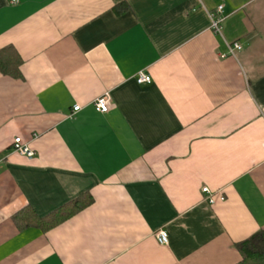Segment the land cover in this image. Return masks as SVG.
Listing matches in <instances>:
<instances>
[{"label":"crops","instance_id":"obj_1","mask_svg":"<svg viewBox=\"0 0 264 264\" xmlns=\"http://www.w3.org/2000/svg\"><path fill=\"white\" fill-rule=\"evenodd\" d=\"M8 47L21 65L0 73V264L241 262L235 244L264 230V0H0ZM85 193L47 233L15 222Z\"/></svg>","mask_w":264,"mask_h":264},{"label":"trees","instance_id":"obj_2","mask_svg":"<svg viewBox=\"0 0 264 264\" xmlns=\"http://www.w3.org/2000/svg\"><path fill=\"white\" fill-rule=\"evenodd\" d=\"M21 60L12 47L0 50V73L20 77ZM93 204V197L85 193L50 215L39 218L29 207L20 210L14 217L20 229L38 228L44 233L60 226ZM241 254L239 264H264V230H260L244 241L235 244Z\"/></svg>","mask_w":264,"mask_h":264},{"label":"built area","instance_id":"obj_3","mask_svg":"<svg viewBox=\"0 0 264 264\" xmlns=\"http://www.w3.org/2000/svg\"><path fill=\"white\" fill-rule=\"evenodd\" d=\"M14 2L16 0H13ZM223 7H219L218 10L214 13H211V29L217 35H222L223 22L225 21V17L222 15ZM228 55L235 56L237 52L242 50V46L238 43H227ZM137 82L139 84L150 83L151 78L149 75L141 72L137 77ZM95 110L100 114H107L112 109V102L108 96H102L97 99L94 103ZM81 111V107L79 105L74 106L73 113L74 115ZM13 150L15 153H18L22 156H26L28 158H33L35 156V152L30 149L29 144L24 143L21 138H16L13 144ZM203 194L205 195L209 204H215L216 199L214 194L210 191L209 188L205 187L202 189ZM220 200L224 201V197L220 196ZM156 239L160 245H167L169 242L168 233L165 230H160Z\"/></svg>","mask_w":264,"mask_h":264}]
</instances>
